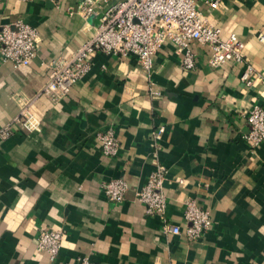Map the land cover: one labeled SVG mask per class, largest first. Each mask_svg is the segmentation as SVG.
<instances>
[{
	"label": "crops",
	"instance_id": "obj_1",
	"mask_svg": "<svg viewBox=\"0 0 264 264\" xmlns=\"http://www.w3.org/2000/svg\"><path fill=\"white\" fill-rule=\"evenodd\" d=\"M81 1L0 0V29L21 20L40 40L29 66L15 68L0 54V264H75L80 256L92 264H264V142L243 140L246 112L264 105V86L243 79L247 64L264 72V0H217L215 10L195 0L223 39L244 42L245 64L211 67L210 49L196 41L192 70L170 44L150 72L134 55L97 53L69 94L53 100L42 93L47 63L70 59L98 25L83 17ZM24 109L26 125L17 120ZM109 129L120 142L112 157L94 137ZM159 167L162 218L136 198ZM118 178L129 188L113 203L104 186ZM189 199L213 219L198 242L165 229L184 230ZM42 229L63 232L53 262L38 250Z\"/></svg>",
	"mask_w": 264,
	"mask_h": 264
},
{
	"label": "built area",
	"instance_id": "obj_2",
	"mask_svg": "<svg viewBox=\"0 0 264 264\" xmlns=\"http://www.w3.org/2000/svg\"><path fill=\"white\" fill-rule=\"evenodd\" d=\"M29 2L32 0H19ZM211 10L218 8L217 0H206ZM80 11L85 19L98 18L93 37L80 47L70 59L59 58L47 63L48 79L43 95L60 100L66 97L71 87L81 80L92 68L97 53L129 57L134 55L140 67L150 72L153 58L167 44H170L182 57L185 70L196 66V56L190 50L193 41L207 46L211 51L209 64L218 68L227 62L245 64V44L235 34L222 38L221 29L207 23L195 0H82ZM264 41V35L258 36ZM40 48L36 28L21 20L0 29V54L3 62H10L15 68L29 66L37 57ZM243 79L248 85L257 80L264 86V72H257L252 65H246ZM159 95L160 93H155ZM264 98V97H263ZM22 117V118H21ZM17 120L29 121L30 113L24 109ZM249 126L243 140L252 148L264 142V105H254L246 112ZM164 128L156 133L160 138ZM5 134L7 132L5 131ZM102 153L107 157L115 156L120 142L114 131H98L94 135ZM165 169L159 167L150 175L147 183L136 192V198L145 205L146 214L165 217L168 199L163 191ZM124 178L108 181L104 192L113 203L123 202L128 191ZM184 220L186 227L167 223L165 229L172 235L185 233L190 241H200L213 227L210 212L198 205L194 199L185 202ZM39 251L45 252L53 262L59 254L63 232L55 229H42L37 239ZM75 264H92L90 257L80 256Z\"/></svg>",
	"mask_w": 264,
	"mask_h": 264
}]
</instances>
